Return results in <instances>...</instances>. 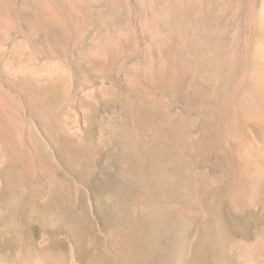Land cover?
Returning a JSON list of instances; mask_svg holds the SVG:
<instances>
[{"label":"rangeland","instance_id":"obj_1","mask_svg":"<svg viewBox=\"0 0 264 264\" xmlns=\"http://www.w3.org/2000/svg\"><path fill=\"white\" fill-rule=\"evenodd\" d=\"M0 264H264V0H0Z\"/></svg>","mask_w":264,"mask_h":264}]
</instances>
